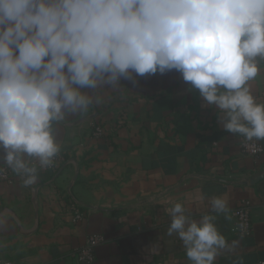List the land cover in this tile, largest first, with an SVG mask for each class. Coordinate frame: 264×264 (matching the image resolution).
Returning <instances> with one entry per match:
<instances>
[{"label":"crops","instance_id":"0c3cea01","mask_svg":"<svg viewBox=\"0 0 264 264\" xmlns=\"http://www.w3.org/2000/svg\"><path fill=\"white\" fill-rule=\"evenodd\" d=\"M258 66L248 83L264 103V59ZM135 79H122L87 112L53 122L63 157L57 168L37 170V182L27 187L16 172L11 182L0 180V264H192L179 237L167 235L172 218L165 209L175 203L197 221L214 215L218 231L235 242L214 264L264 261V154H243V136L225 130L217 107L179 71ZM97 126L100 136L92 134ZM3 155L0 148V164ZM197 193L204 200L194 203L189 197ZM217 196L228 198L230 219L213 211ZM241 199L252 204L246 237L231 230ZM74 206L83 211L78 221ZM90 234L104 242L91 263L80 262L71 253Z\"/></svg>","mask_w":264,"mask_h":264},{"label":"clouds","instance_id":"9594fccd","mask_svg":"<svg viewBox=\"0 0 264 264\" xmlns=\"http://www.w3.org/2000/svg\"><path fill=\"white\" fill-rule=\"evenodd\" d=\"M258 58L264 0H0L3 159L24 186L34 185L37 168L26 157L52 166L60 151L54 121L103 103L122 79L135 84V77L173 69L217 107L225 130L264 140V103L248 83L260 71ZM210 203L230 219L226 196ZM165 210L167 235L179 237L192 264H214L220 250L235 247L214 215L194 220L182 203ZM150 251L157 255L159 246Z\"/></svg>","mask_w":264,"mask_h":264},{"label":"built area","instance_id":"2783aa9c","mask_svg":"<svg viewBox=\"0 0 264 264\" xmlns=\"http://www.w3.org/2000/svg\"><path fill=\"white\" fill-rule=\"evenodd\" d=\"M103 130L101 127L97 126L93 130L94 136L102 135ZM240 150L243 154L252 156L254 158L259 157L264 154V146L257 140L247 141L244 137H240L238 140ZM63 161L61 152H59L55 157L52 166L47 168H40L38 158L29 157L28 162L30 166H36L37 170L48 171L54 170ZM14 171L4 162L0 164V180L11 182L12 174ZM73 220L78 221L83 217V211L78 207L73 208ZM235 222L231 230L239 237H246L252 231V204L248 199H241L235 210H234ZM104 242V237L99 234L88 235L84 242L73 250L71 254L75 255L80 262L91 263L94 259V251L97 245ZM2 264H13L12 262L6 261ZM258 264H264V261Z\"/></svg>","mask_w":264,"mask_h":264}]
</instances>
